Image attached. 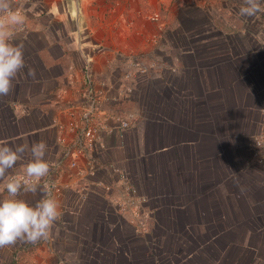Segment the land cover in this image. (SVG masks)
Here are the masks:
<instances>
[{
    "label": "crops",
    "instance_id": "0c3cea01",
    "mask_svg": "<svg viewBox=\"0 0 264 264\" xmlns=\"http://www.w3.org/2000/svg\"><path fill=\"white\" fill-rule=\"evenodd\" d=\"M107 1L32 0L25 5L26 23L17 30L12 43L23 47L26 66L13 81L10 94L0 97V143L15 148L43 141L48 146L45 159L52 163L56 158L58 135L54 124L58 118L64 119L60 114V97L63 93L66 99L78 96L82 86L83 56L91 59L95 77L107 79L111 77L109 68L113 52L125 56L131 52L147 54L159 45L148 42L155 34L154 26H142L143 21L133 12L147 0H122L124 6L119 1L108 5ZM219 2L223 11L220 8L213 11L214 18L219 21L209 23L216 35L207 37L211 39L208 41L218 44L212 49L202 46L207 43L206 36H202V40L200 35L188 30L200 23L190 22L183 11L186 8L179 7L172 21L174 27L179 28V35H175L176 51L164 57L178 58L176 72L167 71L159 79L140 81L137 94L131 100L134 105L137 100L144 101V105L148 102L149 111L156 118L154 123L142 122L135 130L121 132L108 147V159L125 167L141 195L154 200V212L163 210L172 219L178 213L176 202L180 206L188 205V212L192 214L193 208L195 212L215 211L210 205V197L214 196V191L210 193L211 185L219 180L220 174L230 171L238 138L248 131L247 115L239 117L244 122L242 127L233 109L247 105L245 99L252 91L264 93V51L261 49L264 10L253 17H240L243 0ZM153 3L154 0L152 6ZM215 3L218 2L210 4ZM261 6L264 9V0ZM107 7L123 13L107 18ZM132 25L145 27V30L142 28L131 34L126 28ZM162 40L165 43L164 35ZM29 69L34 70L33 76L28 75ZM71 80L73 85L69 84ZM149 88L168 93L159 98L149 95L150 100H147ZM225 92L229 93L227 99H224ZM220 96L223 98L219 109L214 108L208 114L196 111L195 106L199 109L207 100L210 102ZM121 105H116V109ZM30 158L26 153L24 160L17 162L7 175L20 172ZM222 191L218 189L216 194L221 197ZM75 195L78 193L72 188L57 201L62 221L56 222L49 239L34 244L18 241L13 246L0 248V264H57L59 259L70 262L77 259L79 253L76 254L75 249L81 248L80 244L92 227L88 217L97 211L84 209L82 214H88L87 220L79 219L73 208L66 205L67 198ZM6 197V191H0V200ZM18 198L32 205L42 198V192H22ZM91 198L101 201L95 194L88 199ZM73 216H77V220ZM215 218L214 223L231 222L227 217ZM92 228L93 231L97 229ZM221 228L228 229L231 225Z\"/></svg>",
    "mask_w": 264,
    "mask_h": 264
},
{
    "label": "rangeland",
    "instance_id": "374dc122",
    "mask_svg": "<svg viewBox=\"0 0 264 264\" xmlns=\"http://www.w3.org/2000/svg\"><path fill=\"white\" fill-rule=\"evenodd\" d=\"M114 1H119L121 5L124 3L122 0H111V2L107 1V4L115 5ZM152 1L142 2L141 8L133 9V12L143 21L142 26H153L147 19L154 9L151 4ZM205 1L198 6L183 5L178 3V0H165L163 4L156 5L161 13L159 27L163 29L165 43L163 45L160 43V46L149 50L147 54L161 58L168 57L171 51L175 54L176 36L179 35L177 34L179 28L174 27L172 21L176 18L179 7L186 8L183 11H185V17H189L190 22L200 23L199 25L195 23L198 26L188 30H191L192 34L200 35L199 38L206 36L207 43L202 45L204 49L217 47V42L213 44L208 41L216 35L212 32L210 24H213V20H217L213 16L216 9L220 8L223 11V7L219 0H216L218 3L215 5H211L208 0ZM156 2L154 0V3ZM134 7L135 5L132 8ZM122 13V10L114 11L107 7L105 17L116 18ZM145 27L139 28V26L132 25L126 30L135 34V31ZM153 31V33L156 32L155 26ZM204 37L201 39L203 40ZM196 45L197 42H195ZM165 47H167L168 54ZM156 78L159 79L160 77ZM149 90L150 93L146 96L147 100H150L149 95L159 98L168 93H162L158 89L153 91L152 88ZM229 93H223L224 99L229 97ZM222 98L223 96H220L218 99L210 100V102L207 100L204 107L198 109V106H195L196 111L201 112L203 110L204 113L208 114L214 108L219 109ZM245 101L247 105L242 104L240 108H234L233 113L235 112L237 123L241 122L242 127L244 122L240 121L239 117L240 115H247L248 131L238 138L236 157L231 160L233 166L230 171L220 174L219 180L211 185L210 193L214 191V196L210 197V205L215 210L214 212H195V208H193L194 214H192L188 212V205L180 206L176 202L175 207L178 213L172 219L170 215L163 213V210L154 212V207H152L154 200L147 198V208L151 211V217L146 222V231L143 232L133 227L129 223L130 218L127 216L122 217L111 210H107L100 192L94 191L91 194L101 197V201L93 198L88 199L91 194L86 201L75 195L71 199L67 198L66 205L73 208L76 215H79V219L85 218L87 220L85 216L88 217V214H82L84 209L92 212L97 211L88 217L91 222L90 227L97 229L93 231L91 227L89 232L87 231L84 241L80 244L81 248L76 247L75 253H79L76 255L79 259L73 258V262L59 259L57 264H264V164L255 165L249 160L251 140L264 128V120L261 114L264 93L252 91ZM127 102L129 103L124 102L119 110L121 112L137 111L141 116L140 119L136 112L138 120L130 130H135L142 122L154 123L156 118L154 119L153 113L150 112L151 109L147 101L145 105L144 101L141 102L140 100H137V105H134V101ZM131 103L132 105H129ZM162 120L164 119L157 121ZM222 152L221 150V154ZM218 189L223 190L222 199L216 194ZM81 201L85 202L81 203ZM219 211H222V214ZM75 217L73 216L77 220ZM215 217H222V219L227 217L226 219L231 222H226V225H231V228H221V226L225 227L226 225L221 220L214 223ZM60 221L62 220L59 219L58 222ZM201 226H205V228H200ZM55 237L58 239L57 235ZM115 240L122 242V244L115 246L113 244ZM79 255L81 256L79 257ZM166 258L169 260L161 263Z\"/></svg>",
    "mask_w": 264,
    "mask_h": 264
},
{
    "label": "built area",
    "instance_id": "2783aa9c",
    "mask_svg": "<svg viewBox=\"0 0 264 264\" xmlns=\"http://www.w3.org/2000/svg\"><path fill=\"white\" fill-rule=\"evenodd\" d=\"M154 9L147 19L156 27L148 42L163 45L162 29L159 27L161 13L156 0ZM180 4L198 6L204 0H178ZM215 2L216 0H208ZM241 1V0H240ZM32 0H12L13 7L25 13V5ZM231 12H229V15ZM264 29V26H263ZM161 43V44H160ZM166 52L167 51V47ZM264 51V44L261 45ZM170 52V51H169ZM162 53V52H161ZM159 53V54H161ZM170 56V55H168ZM110 78L95 77L91 59L84 55L82 86L75 99L60 97V114L55 129L56 158L42 184L49 186V195L59 200L65 191L75 188L79 197L86 199L94 191L101 193L104 205L120 216L130 218L129 223L137 230L146 231V222L151 217L148 200L142 196L132 181L127 169L116 161L108 159V147L114 137L130 130L138 120L134 111H120L116 105L131 101L137 93L140 81L163 77L164 72L175 73L178 58L168 59L131 52L125 56L113 52L110 60ZM74 81L69 83L73 85ZM69 86V85H68ZM264 120V103L261 106ZM249 160L255 165L264 164V128L253 137L249 146ZM19 172H14L17 175ZM97 192V193H98ZM46 195L42 193V198Z\"/></svg>",
    "mask_w": 264,
    "mask_h": 264
},
{
    "label": "clouds",
    "instance_id": "9594fccd",
    "mask_svg": "<svg viewBox=\"0 0 264 264\" xmlns=\"http://www.w3.org/2000/svg\"><path fill=\"white\" fill-rule=\"evenodd\" d=\"M262 10L261 0H243L239 16L253 17ZM25 23V15L13 7L12 0H0V97L10 94L13 81L26 66L23 47L12 43L17 30ZM28 75L33 76L34 70L29 69ZM47 148L43 141L15 148L0 143V181H3L0 191L7 193L0 200V248L13 246L18 241L34 244L49 239L62 215L59 203L48 194V184L41 183L51 169L45 159ZM26 153L31 158L19 174L8 176L9 170L24 160ZM22 192L46 195L30 205L18 198Z\"/></svg>",
    "mask_w": 264,
    "mask_h": 264
},
{
    "label": "trees",
    "instance_id": "16d2710c",
    "mask_svg": "<svg viewBox=\"0 0 264 264\" xmlns=\"http://www.w3.org/2000/svg\"><path fill=\"white\" fill-rule=\"evenodd\" d=\"M228 50H230V49H229V48H225V49H224V51H228ZM221 232L223 233V231H221ZM221 232L219 233V235L221 234ZM121 244H122V242H118V241L115 240V246H119V245H121ZM168 260H169V259L166 258V259L164 260V262H161V263H165V262H167Z\"/></svg>",
    "mask_w": 264,
    "mask_h": 264
}]
</instances>
